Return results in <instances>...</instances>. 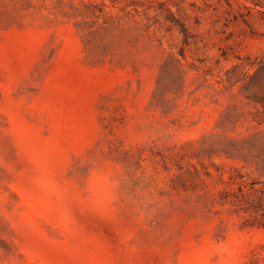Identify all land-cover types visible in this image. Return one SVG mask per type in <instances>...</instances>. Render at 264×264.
<instances>
[{
  "label": "rangeland",
  "instance_id": "1",
  "mask_svg": "<svg viewBox=\"0 0 264 264\" xmlns=\"http://www.w3.org/2000/svg\"><path fill=\"white\" fill-rule=\"evenodd\" d=\"M253 182L264 0H0V264H264Z\"/></svg>",
  "mask_w": 264,
  "mask_h": 264
},
{
  "label": "trees",
  "instance_id": "2",
  "mask_svg": "<svg viewBox=\"0 0 264 264\" xmlns=\"http://www.w3.org/2000/svg\"><path fill=\"white\" fill-rule=\"evenodd\" d=\"M233 182L235 181L233 180ZM256 184V182L252 183L253 186L250 187L252 190L251 192L245 190L247 188L245 183L238 184L240 195L236 194L235 189H232L231 191L226 192L224 199L229 200L231 197H234L235 200H233L232 203L243 201L244 204L239 210H243V212L250 216V218L246 219L245 224L250 227H264V196H261L256 200L251 199V196L256 192Z\"/></svg>",
  "mask_w": 264,
  "mask_h": 264
}]
</instances>
